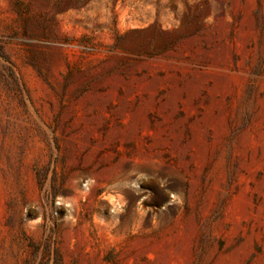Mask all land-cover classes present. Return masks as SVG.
I'll list each match as a JSON object with an SVG mask.
<instances>
[{"label": "rangeland", "instance_id": "1", "mask_svg": "<svg viewBox=\"0 0 264 264\" xmlns=\"http://www.w3.org/2000/svg\"><path fill=\"white\" fill-rule=\"evenodd\" d=\"M0 264H264V0H0Z\"/></svg>", "mask_w": 264, "mask_h": 264}]
</instances>
